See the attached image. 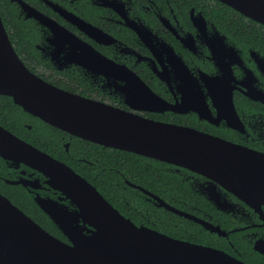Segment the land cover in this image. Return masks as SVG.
<instances>
[{"label":"flooded vegetation","instance_id":"af4514ba","mask_svg":"<svg viewBox=\"0 0 264 264\" xmlns=\"http://www.w3.org/2000/svg\"><path fill=\"white\" fill-rule=\"evenodd\" d=\"M21 1L62 28L54 36L48 26L28 18L22 4L9 0L31 37L26 43L12 41L5 28L34 75L64 91L264 156V25L218 0ZM0 127L88 182L84 171L67 161L90 166L98 175L104 169L98 168L97 156L118 150L60 130L2 94ZM165 164L164 170L187 187L186 197L164 200L121 176L123 186L150 205L133 206L130 217L98 191L137 226L217 249L245 264H264V205L254 207L209 178ZM148 166L162 170L159 164ZM0 194L71 244L54 218L77 207L43 173L0 156ZM159 199L193 218L165 209ZM162 210L176 218L163 219Z\"/></svg>","mask_w":264,"mask_h":264},{"label":"water","instance_id":"95a60500","mask_svg":"<svg viewBox=\"0 0 264 264\" xmlns=\"http://www.w3.org/2000/svg\"><path fill=\"white\" fill-rule=\"evenodd\" d=\"M26 16L62 29L21 0ZM264 25V0H218ZM69 36L74 37L68 32ZM75 38V37H74ZM0 94L71 135L198 173L254 206L264 205V156L194 129L155 122L59 89L30 72L0 15ZM0 156L48 178L77 207L54 218L71 241L46 232L0 194V264H245L214 248L137 226L90 182L0 127ZM165 209L185 215L160 200ZM39 204L47 209L44 201ZM82 222V225H80ZM90 228V229H88ZM89 235L85 234V231Z\"/></svg>","mask_w":264,"mask_h":264},{"label":"trees","instance_id":"16d2710c","mask_svg":"<svg viewBox=\"0 0 264 264\" xmlns=\"http://www.w3.org/2000/svg\"><path fill=\"white\" fill-rule=\"evenodd\" d=\"M0 15L12 41L17 39L18 43H26V38L31 37L27 31L28 27H25L17 19L18 13L9 0H0ZM97 150L99 151V149ZM97 158L99 159L98 168L100 170L104 169L98 175L94 173L90 166L83 168L76 163L67 162L73 168L84 171V175L88 180L125 215L133 217V206L150 207V205L132 190L124 187L121 176L157 193L164 200H169L177 195L186 197L187 187L178 180L175 174L164 170L167 166L165 163L120 150H113V155L108 153L107 150L105 154L97 156ZM148 164L154 166L159 164L162 170L156 171L154 168H150ZM109 168H112L113 171L110 172ZM119 181L121 185H118ZM161 216L166 220L176 218L173 214L164 210H162Z\"/></svg>","mask_w":264,"mask_h":264}]
</instances>
